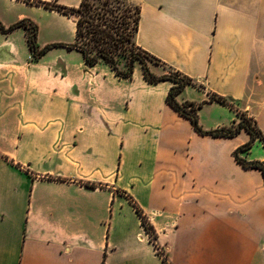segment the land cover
<instances>
[{
  "label": "crops",
  "instance_id": "1",
  "mask_svg": "<svg viewBox=\"0 0 264 264\" xmlns=\"http://www.w3.org/2000/svg\"><path fill=\"white\" fill-rule=\"evenodd\" d=\"M134 2L135 43L164 72L150 71L191 80L175 99L202 104L203 130L252 119L263 151L238 156L261 162L264 0ZM36 3L80 0H0L1 25L28 19L38 37L33 13L66 17ZM40 61L23 26L0 31V264H164L155 248L167 264H264V178L233 156L245 131L198 134L167 105L173 84L146 82L139 64L131 79L81 64L69 80ZM97 138L118 146L116 164Z\"/></svg>",
  "mask_w": 264,
  "mask_h": 264
},
{
  "label": "trees",
  "instance_id": "2",
  "mask_svg": "<svg viewBox=\"0 0 264 264\" xmlns=\"http://www.w3.org/2000/svg\"><path fill=\"white\" fill-rule=\"evenodd\" d=\"M36 4H41L44 8L55 10L64 16L72 15L74 17V40L70 44L52 43L39 47L36 41L37 25L28 19H23L8 28H4L0 23L2 33L10 32L21 26L26 29L27 45L32 61H37L52 48L63 47L68 51L78 52L85 66L92 67L100 62L106 64L114 76L120 79H131L135 64H139L146 82L154 84L160 81H170L173 84L166 95V103L179 115L188 119L198 134L227 138L245 131L249 139L233 152L234 159L245 169H258L264 178L261 162H247L238 156L239 152L247 153L253 142L261 139L260 131L252 119L239 114L237 123L232 122L229 126H222L214 130H203L197 117V110L202 104L189 102L179 104L175 99L185 86L191 84V80L173 70H168L167 74L162 76H156L150 71L151 64L157 65L160 62L141 50L135 43L140 19V9L137 5L127 0H80L76 8L47 3ZM210 100L220 105H229L226 99L219 96L212 95ZM133 207L149 241L153 244L155 237L152 227L140 210L135 205ZM155 249L156 253L161 255L163 263L167 264L166 256L159 253L158 248Z\"/></svg>",
  "mask_w": 264,
  "mask_h": 264
},
{
  "label": "rangeland",
  "instance_id": "3",
  "mask_svg": "<svg viewBox=\"0 0 264 264\" xmlns=\"http://www.w3.org/2000/svg\"><path fill=\"white\" fill-rule=\"evenodd\" d=\"M128 2L135 5L134 0H127ZM35 19L41 23V29L37 37L39 44H70L74 40V17L72 15L58 18L50 14H44L41 12L33 13ZM44 57H40L36 62L50 63L51 60L55 59V65L63 69L64 67L68 70L69 80H73L75 75L78 73L79 66L83 64L81 55L76 51H68L63 47L52 48L45 53ZM102 65H106L100 62ZM107 66V65H106ZM151 69L158 74H162L164 71L160 67L151 65ZM98 146H103L107 151V157L113 158L115 164L119 161L120 153H117V148L112 142L105 143L101 138L96 139ZM263 149L258 144L254 143L250 149V156H259Z\"/></svg>",
  "mask_w": 264,
  "mask_h": 264
},
{
  "label": "built area",
  "instance_id": "4",
  "mask_svg": "<svg viewBox=\"0 0 264 264\" xmlns=\"http://www.w3.org/2000/svg\"><path fill=\"white\" fill-rule=\"evenodd\" d=\"M261 165H262V167H263V169H264V157H263V159H262V161H261Z\"/></svg>",
  "mask_w": 264,
  "mask_h": 264
}]
</instances>
